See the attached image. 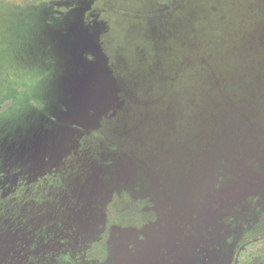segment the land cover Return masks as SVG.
Wrapping results in <instances>:
<instances>
[{
    "label": "rangeland",
    "instance_id": "374dc122",
    "mask_svg": "<svg viewBox=\"0 0 264 264\" xmlns=\"http://www.w3.org/2000/svg\"><path fill=\"white\" fill-rule=\"evenodd\" d=\"M4 94L0 264L230 263L223 218L264 203V0H0ZM121 187L157 220L89 260Z\"/></svg>",
    "mask_w": 264,
    "mask_h": 264
},
{
    "label": "trees",
    "instance_id": "16d2710c",
    "mask_svg": "<svg viewBox=\"0 0 264 264\" xmlns=\"http://www.w3.org/2000/svg\"><path fill=\"white\" fill-rule=\"evenodd\" d=\"M181 1L183 0H158V3L164 6H171ZM168 9H176V7H168ZM170 12L171 10L167 11V13ZM27 88L28 85L21 84L17 87V92L27 90ZM14 101L15 96L6 97V94L1 95L0 114L10 110ZM39 106L40 103L35 102V107L39 108ZM259 164L260 162H257L255 166L259 167ZM231 176L236 178V172H230L220 178L226 179ZM192 177L193 174L188 175V182L192 185L189 191L187 189L184 190L185 193L183 195L178 197L173 196V200L186 196L192 198L194 196L195 193L193 192L195 191L192 190L193 186L200 185L201 183L196 182V177L194 181L191 180ZM183 185H186V183ZM153 194L134 198L126 187H121L119 191H114L111 194V198L102 207L105 214V229L102 237L89 243L85 249L87 259L104 261L107 258L110 246L106 243L105 238L110 234L112 227L125 228L131 226L136 229H142L150 222L157 220V211L153 209L157 203V195L154 194L156 196L154 197ZM257 199V195H249L244 202L246 203L244 208L241 204L237 203L230 208L228 215L223 218L225 227H223L222 237L225 240L223 245H218H222L221 250L224 251L232 249L229 264H264V203H257ZM220 238L214 240L217 241Z\"/></svg>",
    "mask_w": 264,
    "mask_h": 264
}]
</instances>
